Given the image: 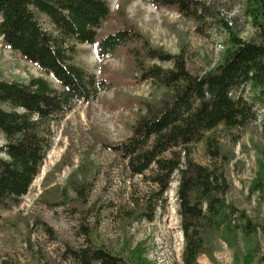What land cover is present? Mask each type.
<instances>
[{
	"label": "trees",
	"instance_id": "16d2710c",
	"mask_svg": "<svg viewBox=\"0 0 264 264\" xmlns=\"http://www.w3.org/2000/svg\"><path fill=\"white\" fill-rule=\"evenodd\" d=\"M149 1L174 9L193 22L201 35L209 28L224 32L228 47L220 62L194 75L187 69L184 48L177 54L154 48L131 25L101 37L99 32L110 16L104 0H0V42L57 84L53 88L42 77L27 83L0 81V134L4 140L0 146V210L17 206L39 173L50 147L51 123L64 117L74 104L92 101L107 88L103 80L74 64L76 45L94 46L99 60L124 48L137 73L135 80L160 90L157 99H133L139 112L130 135L106 146L118 155L131 177H140L151 187L141 217L154 219L175 181L182 263L196 264L217 238L228 245L241 242L247 252L245 261L250 262L260 252L261 243L264 245V224L254 223L227 202L230 187L222 169L227 155L222 154L212 133L218 127L242 129L256 121L255 103L264 107V0H242L243 16L256 33V40L251 41L242 40L234 21L211 4ZM40 17L48 28L41 25ZM246 86L256 91L252 102L237 94ZM203 139L210 166L191 157L192 146ZM66 189L60 193L61 205L87 204L89 187L70 179L69 189L76 199H69ZM79 214L80 244L71 247L62 242L61 263L152 264L138 248L114 254L94 242L93 231L86 224L89 211L82 209ZM40 226L48 238L58 240L52 229Z\"/></svg>",
	"mask_w": 264,
	"mask_h": 264
},
{
	"label": "rangeland",
	"instance_id": "374dc122",
	"mask_svg": "<svg viewBox=\"0 0 264 264\" xmlns=\"http://www.w3.org/2000/svg\"><path fill=\"white\" fill-rule=\"evenodd\" d=\"M104 1L110 16L99 32L101 37L131 25L154 48L171 54L184 48L187 69L194 75L213 69L228 47L224 32L209 28L201 35L193 22L174 9L154 6L149 0ZM200 1L233 20L242 40H256L255 30L243 16L242 0ZM39 22L48 28L44 18L40 17ZM76 51L74 64L103 80L107 88L92 101L74 104L64 117L51 123L50 147L39 173L17 206L0 210V264H63L59 257L62 242L71 247L80 244L77 232L82 209L89 211L86 224L93 231L91 239L106 250L127 254L138 248L152 264H183L176 182L171 183L154 219L147 221L141 215L150 185L140 177H131L118 155L106 147L130 135L139 112L133 99H157L160 90L135 80L137 73L124 48L101 60L92 45H76ZM37 77L57 88L51 77L0 42V81L27 83ZM237 94L247 102L256 97L249 86ZM254 109L255 122L231 131L218 127L212 135L222 154L227 155L222 165L230 187L227 202L244 211L254 223L264 224V107L255 103ZM204 139L192 146L191 157L198 164L210 166ZM3 144L0 134V146ZM70 179L90 188L86 205H61L60 193L65 188L66 196L76 199L69 189ZM40 223L52 229L58 240L48 238ZM260 248L246 262L247 252L241 242L228 245L217 238L196 264H264L262 243Z\"/></svg>",
	"mask_w": 264,
	"mask_h": 264
}]
</instances>
